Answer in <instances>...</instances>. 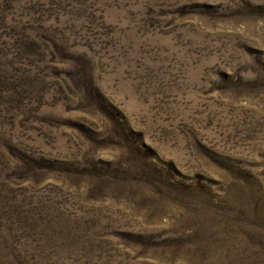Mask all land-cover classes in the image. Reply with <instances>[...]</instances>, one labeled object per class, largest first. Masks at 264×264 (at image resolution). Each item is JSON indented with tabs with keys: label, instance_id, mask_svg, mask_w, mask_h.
<instances>
[{
	"label": "rangeland",
	"instance_id": "obj_1",
	"mask_svg": "<svg viewBox=\"0 0 264 264\" xmlns=\"http://www.w3.org/2000/svg\"><path fill=\"white\" fill-rule=\"evenodd\" d=\"M0 264H264V0H0Z\"/></svg>",
	"mask_w": 264,
	"mask_h": 264
}]
</instances>
